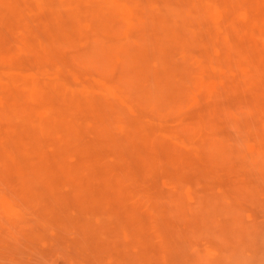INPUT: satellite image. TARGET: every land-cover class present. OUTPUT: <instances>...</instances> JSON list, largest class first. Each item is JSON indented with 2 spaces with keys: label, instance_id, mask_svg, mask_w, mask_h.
I'll list each match as a JSON object with an SVG mask.
<instances>
[{
  "label": "rangeland",
  "instance_id": "1",
  "mask_svg": "<svg viewBox=\"0 0 264 264\" xmlns=\"http://www.w3.org/2000/svg\"><path fill=\"white\" fill-rule=\"evenodd\" d=\"M0 264H264V0H0Z\"/></svg>",
  "mask_w": 264,
  "mask_h": 264
},
{
  "label": "bare ground",
  "instance_id": "2",
  "mask_svg": "<svg viewBox=\"0 0 264 264\" xmlns=\"http://www.w3.org/2000/svg\"><path fill=\"white\" fill-rule=\"evenodd\" d=\"M71 7H72V6H71ZM88 10H89V9H88ZM124 10H125V9H124ZM212 13L215 14V13H216V10L213 9V10H212ZM125 14H126V13H125ZM238 15H239V14H238ZM239 17H240V16H239ZM116 19H117V18H116ZM84 26H85V24H84ZM84 26H83V27H84ZM101 30H102V29H101ZM176 30H177V29H176ZM209 85H210V84H209ZM70 90H71V89H70Z\"/></svg>",
  "mask_w": 264,
  "mask_h": 264
}]
</instances>
